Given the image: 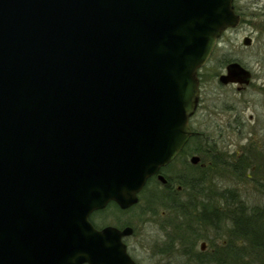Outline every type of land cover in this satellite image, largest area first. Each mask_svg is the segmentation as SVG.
Returning a JSON list of instances; mask_svg holds the SVG:
<instances>
[{"label": "water", "instance_id": "water-1", "mask_svg": "<svg viewBox=\"0 0 264 264\" xmlns=\"http://www.w3.org/2000/svg\"><path fill=\"white\" fill-rule=\"evenodd\" d=\"M232 2L0 0V264H133L131 228L88 216L166 182ZM248 72L231 62L219 82Z\"/></svg>", "mask_w": 264, "mask_h": 264}, {"label": "rangeland", "instance_id": "rangeland-1", "mask_svg": "<svg viewBox=\"0 0 264 264\" xmlns=\"http://www.w3.org/2000/svg\"><path fill=\"white\" fill-rule=\"evenodd\" d=\"M233 6L235 12L240 14V22L235 28L224 32L217 40V44L202 73L204 74V82H207L205 86L209 95L221 94V99L229 101V105H233L238 110L242 109L245 118L248 115L253 117L241 133L229 130L230 150L240 148L242 145L246 147V163L248 165L244 169V176L238 177L230 169L228 173L225 166L213 162L215 165L209 170L212 181L208 180V182L200 183V185L202 184L200 194L189 195L188 191L179 184L180 189L177 192H175L173 185L170 192L172 194L165 196V189L155 184L156 190L153 189L154 186H151L144 193L141 192L138 203L128 212L118 214L114 212V208L110 207L111 209L103 211L99 214L100 216L96 215L99 222L103 220V222L111 223L114 222L113 214L115 213V215H118L116 221L120 224L128 222L136 229V236H133L130 240L133 243L135 242L134 245L137 246L139 243L141 244L140 240H143V247H145V250L140 247L136 248L139 264H197L196 262H199V264H212L209 261L211 249L215 250V256L217 257L221 246L226 243L225 239L230 225L216 221V239L209 243V232L199 233L194 231L197 236L196 241H194V251H199L201 241L205 242L206 245L204 251L197 252L199 259L194 257V254L188 255L189 247L187 244H190L189 240L186 239L182 246L177 243V239L174 243L172 242L173 237L179 234L180 227L178 226L184 224L178 222L177 217L175 218L177 213L168 211L172 208L169 206L171 202L177 205L173 206L174 208H178V203H182V201L185 202V205H191L190 207L185 206L187 213L185 214L184 223L187 225L193 224L194 215L191 210L201 208L202 204L208 208L210 204L212 205L215 202L218 193H226L229 190L237 192L240 198L249 206H264V196L257 191L256 187L257 182H264V0H234ZM245 37L250 39L248 45H244L242 42ZM231 61H237L251 74L250 86L242 93H238L234 86L230 87L228 85V87L221 88L217 77L214 78L217 73H222L225 64ZM244 103L247 106L243 107ZM224 138H226V134H224ZM184 149L194 151L195 142L189 140ZM189 158L165 173L177 176L179 178L177 183L182 177L188 179L192 177V174L194 177L198 176V169L193 166L194 164H189ZM256 164L260 168L257 173L252 169L250 170L251 166ZM246 174L249 176H246ZM150 193H155L156 196L150 199ZM181 216H179V219H181ZM167 220L171 222L168 227L166 226ZM155 224H160V227L156 228ZM202 225H205V222L202 221ZM202 228L205 229V227ZM186 229L187 226H185ZM200 235H202L201 239H199ZM149 240L154 241L152 246H155V248L153 249V257L148 260L147 257L151 256L149 255L150 252L146 250ZM179 247L182 248L181 252H179ZM158 250L162 252H158ZM249 259L248 256L245 257V261L249 262Z\"/></svg>", "mask_w": 264, "mask_h": 264}, {"label": "flooded vegetation", "instance_id": "flooded-vegetation-1", "mask_svg": "<svg viewBox=\"0 0 264 264\" xmlns=\"http://www.w3.org/2000/svg\"><path fill=\"white\" fill-rule=\"evenodd\" d=\"M231 62H237V61H231ZM227 63H230V62H227ZM227 63L225 64L224 70H222V73H217V75H215L214 78L217 77L218 79L220 75L226 73L225 68H226ZM205 64H203V66L197 72L198 101H197V105L195 106L196 107L195 111L193 115L190 116V119H189V126H190L189 128L192 132L191 136L189 137V140H193L195 142V149L194 151L184 149L187 145L186 144L183 148H181L177 156L174 159H172L171 162H169L166 166L160 169L159 173L165 177L166 182L165 183L159 182V180L157 179V175H153L150 177V179L148 178L147 181H145L146 183L143 189L148 185V182L152 183V186L155 185V183L157 182L159 186L165 189L166 191L164 194L165 196H170L172 194L170 192L173 188V185L175 188V192H177L181 186V185L178 186L179 183H177V179L179 178L175 175H168L165 172L173 168L175 165H179L180 162L186 161V159L191 156H197L198 157L197 159H199L198 162L193 166L198 169V172H199L198 180L200 181V183L208 182V180L212 181L211 172L209 170H211L212 167L215 165L213 164V162L220 163L221 166H225L227 168L228 173H229V169L232 167V166L229 167V164L234 165L237 163L239 164L240 162L241 163L243 162L245 164L247 162V155H246L247 152H246V147L244 145H242L240 148L230 150L231 144L228 141L229 140V130L237 131L241 133L242 130L246 126H248L249 120L252 119L253 117L251 115H248L245 118L243 115L244 114L243 110L242 109L238 110L233 105H229V101H224L223 99H221V96H222L221 94L215 95L214 93L212 95L211 94L209 95L206 92L205 85L207 82H204L205 80L204 74L202 73V70L206 66ZM250 82H251V74H250L249 83L247 84H238L236 82L235 83L229 82L227 84H222L220 82L219 83L221 85V88L228 87V85L230 87L234 86V89L238 93H242L250 86ZM245 103L247 102L245 101ZM245 103L243 104L244 105L243 107L247 106V104ZM192 119H193V122H192ZM224 134H226V138H224ZM252 168H250V170ZM246 176H249V175L246 174ZM150 187L151 186L149 185L147 189H149ZM142 190L140 191V193L142 192ZM140 193L138 194V201L140 198L139 196ZM155 196H156L155 193H150L149 195L150 199ZM182 203L181 202L178 203V206H179L178 208L172 207L168 209V211H170L171 213H177L175 215V218L177 217L178 222L184 224V225L178 226L181 229L179 228V234L173 237L172 242L174 243L176 241L175 239H177L178 241L177 243H179V245L182 246L185 243L186 239L189 240L190 244L186 243L189 247V250L187 251V253L188 255L194 254V257L198 258L199 257L198 253L199 252L201 253V251H204V250L199 249V251H197L198 253L194 251L193 249L194 243H195L194 241H196V238H197L194 231H198L199 233L204 232V231H206L207 233L209 232V236H208L209 239L208 238L206 239H208L210 243L211 241H213V239H216V236H217V229H216L217 225H216V220H215L216 218L211 209L207 210V208H203V207L194 208L193 210H191V212L194 215V218L192 219L193 224L187 225L184 223L185 214L187 213L185 210L187 209L185 207L186 206L185 202L182 201ZM169 204H174V202H171ZM213 204H216V202H214ZM106 205L107 206L103 209L95 210L91 212L88 216V221L91 223V226H93V228L96 230H101L108 226L117 228L118 230H122L125 227H130L131 233L127 235H123L120 238V241H121V244L122 243L124 244L125 252L127 256L131 259L133 264H139V259L137 257L138 252L136 251V248L140 247L143 250H145V247H143L144 246L143 240H140L141 244L139 243L138 246L134 245L135 242L134 243L131 242L130 238H132L133 236H136V232H135L136 229H134V227H132V225H130V223L128 222L120 224L118 221H116L117 220L116 216L118 215H115V213H118V214L126 213L133 206L126 210H121L115 207L112 202H109ZM110 207L114 208L113 209L115 212L113 214L114 222L107 223L105 221L103 222V220L99 222L98 216L96 215L103 213V211H106L107 209H111ZM202 215H205V217L209 216L211 223H207L208 219L206 218L203 221ZM179 216H181L180 217L181 219H179ZM182 217H183V220H182ZM202 221L205 222V225H202ZM169 222L170 221L167 220L166 222L167 227L171 224V222L170 223ZM185 226H187L188 231L187 229L185 230ZM155 227L156 228L160 227V224H155ZM202 227H205L206 230L203 229ZM185 231H187V233H185ZM201 237L202 235L199 236V239H201ZM153 242L152 240H149V244L147 245V248H146V250L150 252L149 255H151L147 257L148 260L149 258H152L154 255L153 249L155 248V246H152ZM201 243H204L206 245V243L203 241H201ZM179 248H180L179 252H181L182 248L181 247ZM158 252H162V251L158 250ZM210 252L211 253H210L209 261L212 264H214L216 260L215 250L211 249ZM196 263L199 264V262H196ZM82 264H88V263H82Z\"/></svg>", "mask_w": 264, "mask_h": 264}, {"label": "trees", "instance_id": "trees-1", "mask_svg": "<svg viewBox=\"0 0 264 264\" xmlns=\"http://www.w3.org/2000/svg\"><path fill=\"white\" fill-rule=\"evenodd\" d=\"M247 165L248 163L240 162L234 165L229 164V167L232 166L230 170L236 176L243 177ZM252 167L255 173L260 170L257 164ZM198 176L194 177L192 174V177L188 179L182 177L178 183L188 191L189 195L200 194L202 184L200 185ZM155 184L158 185L157 182ZM149 185L152 186V183L148 182V185L142 190L143 193ZM156 185H153L155 190ZM256 185L257 191L264 196V182L259 181ZM215 202L216 205L210 204L207 208L202 204V207L207 210L211 209L215 220L219 223L230 225L225 239L226 243L221 246L219 255L216 257V264H264V206L247 205L234 190L218 193ZM169 206L177 205L169 204ZM186 206L190 207L191 205ZM205 218L208 219L207 223H211L209 216L202 215L203 221ZM246 256L250 258L249 262L245 261Z\"/></svg>", "mask_w": 264, "mask_h": 264}]
</instances>
